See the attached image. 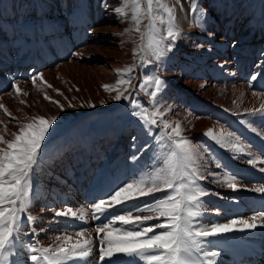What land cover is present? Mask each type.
Wrapping results in <instances>:
<instances>
[{"label": "bare ground", "instance_id": "1", "mask_svg": "<svg viewBox=\"0 0 264 264\" xmlns=\"http://www.w3.org/2000/svg\"><path fill=\"white\" fill-rule=\"evenodd\" d=\"M213 1L198 0L199 7L206 10V18L202 26H196L190 4L187 8L188 0H185L183 9H180L182 12L176 18L182 35L171 53V61L166 68L155 63L154 73L148 74L158 75L166 81V87L157 97L159 108L167 113L165 119L181 122L183 135L210 146L226 166L225 169L217 168L214 158L207 153L205 161L201 162L205 178L200 183L208 193L202 198L204 214L201 219L223 223L231 218H250L264 211V195L243 188L233 192L209 175L217 173L222 179L224 172L230 170L243 177V183L248 188L261 186L264 185V172L259 169L264 164L249 165L244 161L251 157L236 156L205 136L209 128L216 132L221 129L234 131L252 155L264 158V135L261 134L264 133V116L245 112L247 108H259L264 104V66L257 67L264 62V11L249 14L254 5L247 0L245 8L237 7L229 15L232 9L219 7L214 4L216 0ZM6 2L8 4L9 0ZM2 3L3 0H0V9ZM14 3L28 11L25 12L26 21L19 27L10 22L3 21L1 24L0 17V82L3 78L10 86V91L0 96V101L12 96L25 102L35 96L40 100L39 95L47 94L53 101L65 106L66 103L72 104L70 95L85 92V87L99 91L97 88L101 90L107 83L115 84L118 79L114 78L116 70L126 66L139 72L133 75V86H138L143 80V65L137 63L139 56H133L134 47L140 43L139 36L136 39L127 38L117 30L118 26L124 29L127 23L113 11L120 6L121 0H16ZM38 7L45 8L41 19L34 15ZM16 13L18 10L14 9L12 18L18 17ZM112 25H116L115 28ZM43 56L69 57V60L59 65L56 71L47 69L38 72L33 69L34 65H38L35 59ZM90 60L101 61V67L89 68L85 67V63L83 66L80 64ZM36 73L42 74L46 81V84L36 82L40 93H35L34 87L37 86L31 79ZM253 73H259L258 78L250 81ZM13 83L21 89L19 95L12 89ZM62 85L73 89L70 95H65V103L56 93V90L60 92ZM130 91L151 109L149 96L138 87ZM254 92L257 95H253ZM104 95L101 108L111 106L115 109V118H110L111 131L104 136L97 135L94 130L88 131L79 140L61 145L35 170L37 186L29 212L37 220L35 224L25 223L26 234L20 236L17 245L19 256L16 258L23 264H32L27 259L30 255L26 251L27 246H55L56 236L62 235L65 230H91L101 223L91 219L90 204L123 181L138 175L146 165L151 166L157 154L156 142L143 131L141 124L125 129L120 120V115L132 111L129 102L121 112L117 108L119 101L112 98L115 93L105 92ZM42 101L46 107L60 109L44 97ZM91 110L85 109L84 112ZM17 112L8 115L11 122L5 123L7 131L0 133L7 140L12 139L10 133L18 131L19 124L24 123L23 118L28 113ZM160 130L153 128L154 133ZM134 136L137 137L135 141L132 139ZM133 156L138 159L134 161ZM165 194L154 193L142 199L152 200ZM67 207L77 211L81 208L87 210V221L55 217V210ZM33 228L36 230L34 234L30 232ZM92 237L91 255L73 260L70 264H108L107 261L101 262L99 254H96L97 250L99 253L100 243L94 231ZM209 250L219 253L215 258L216 264H264V227L217 237Z\"/></svg>", "mask_w": 264, "mask_h": 264}, {"label": "snow or ice", "instance_id": "2", "mask_svg": "<svg viewBox=\"0 0 264 264\" xmlns=\"http://www.w3.org/2000/svg\"><path fill=\"white\" fill-rule=\"evenodd\" d=\"M189 4L193 24L202 26L206 10L199 7L198 0H189ZM105 7H108L107 4ZM113 11L122 21L130 24L124 34L140 33V43L133 49V56H139L137 63L140 65L161 61L166 54L174 51L182 35L176 23V9L166 0H121L120 6ZM144 20H147V25L141 32ZM261 66H264V62L257 65ZM134 71L135 68L130 66L117 69L116 83L103 85V88L105 92L115 93L112 97L115 101L123 99L129 102L131 115L140 121L143 131L156 142L157 154L151 166L146 165L138 175L123 181L90 204L91 219L101 221L93 229L65 230L62 235L56 236L55 246H27L26 251L30 254L27 259L32 264H70L73 260L89 257L93 250L92 231L100 243L99 259L108 264H216L215 258L219 253L209 250L215 238L264 227V211L250 218H231L223 223L201 219L204 214L202 198L208 194L200 183L205 178L201 162L205 161L207 153L214 158L217 168L225 169L226 166L215 156L210 146L194 142L183 135L181 122L165 119L167 113L159 108L157 97L166 87V81L158 75L146 73L138 86H133ZM258 75L253 73L250 81H255ZM31 79L34 85L37 81L46 84L40 73L33 74ZM134 87L149 96L151 109L130 91ZM12 89L17 95L21 93L16 83L12 84ZM56 91L62 95L59 90ZM253 95L257 94L254 92ZM44 99L57 104L64 111L59 101H53L47 94ZM20 102L24 103L23 100ZM88 106L94 107L92 104ZM68 107L74 105L69 103ZM0 108L4 106L0 105ZM4 111L11 116L6 108ZM245 112L264 116V104L259 108H247ZM25 119L27 122L19 124L18 131L10 133L11 140L0 135V264H23L16 258L19 256L17 245L20 236L26 234L25 223L35 224L37 220L29 212L36 184L35 170L39 167L46 139L58 117L36 115ZM153 128L161 130L154 133ZM253 131L256 129L253 128ZM205 136L236 156L251 157L244 161L249 165L264 164V158L252 155L234 131L221 129L216 132L209 128ZM132 139L135 141L137 137ZM132 159L135 161L138 157L133 156ZM259 171L264 172V167ZM209 175L216 177L233 192L243 188L264 195V185L248 188L243 183V177L230 170L224 172L222 179L217 173ZM160 192L166 194L153 197L152 200L142 199ZM54 215L82 222L88 219V211L84 208L78 211L72 207L58 209ZM153 220L158 222L147 223ZM30 232L34 234L36 230L33 228Z\"/></svg>", "mask_w": 264, "mask_h": 264}, {"label": "rangeland", "instance_id": "3", "mask_svg": "<svg viewBox=\"0 0 264 264\" xmlns=\"http://www.w3.org/2000/svg\"><path fill=\"white\" fill-rule=\"evenodd\" d=\"M215 1V0H214ZM213 1V2H214ZM252 5L251 10L249 14H254V13H262L264 11V0H248ZM247 0H216L214 4L221 6L222 8H227L230 11L229 15H231L233 12H235V9L237 7H242L245 8L248 4ZM16 0H9V3L7 4L6 0H3L2 7L0 9V17H1V24L4 22H10L16 24L17 27L22 26L23 23L26 21L25 20V12L28 11V9H22L21 7L19 8L18 3H14ZM166 2L170 5L173 6L176 9V18H178L179 14L182 12L180 9H183V5L185 3V0H179V3H177V0H166ZM218 3V4H217ZM189 0L186 3V7L188 8ZM238 5V6H237ZM9 7V8H8ZM184 7V9L187 10V8ZM17 9L18 13L15 18H12L13 10ZM45 8L43 7H38L35 8V14L36 16L40 17L44 14ZM39 10V11H38ZM32 13V12H31ZM30 13V14H31ZM33 14V13H32ZM0 24V25H1ZM147 25V20H144L141 24V32L145 29ZM116 25H112V28H115ZM130 24L127 22L125 25V28L121 30V27L118 26L117 30L121 32L124 36L127 38H137L139 36L140 38V33H129V34H124L125 29L129 28ZM142 27L144 29H142ZM13 48V46L11 47ZM5 54V53H4ZM4 55L1 56L3 58ZM69 60V57H49V56H43L41 58L35 59V62L38 65H34L33 69H35L38 72H43L46 71L47 69L56 71L57 67L63 63H66ZM139 60V59H138ZM171 61V53L166 54L164 58H162L161 61H154L152 64L149 65H143L142 67V72L145 74H153L154 68L153 65L155 63H158L162 65L163 68L167 67V64ZM85 63V67H101V61H96V60H90L88 62L81 61V65ZM83 66V65H82ZM32 67V66H31ZM138 71H134L133 75H138ZM118 77L117 75H114V78ZM143 78V76H140ZM58 79V78H57ZM107 85H113L112 83H107ZM37 87H34L35 93H40V91L37 89L38 84H36ZM60 93L65 92L62 95H60V100L62 103L66 102L65 95L68 94L70 95L71 91L73 90L67 85H62L60 86ZM85 92L79 93L78 95H70L69 97L72 98V104L74 107L69 108L68 103H66L64 107V111H61L59 108L58 110H53L51 107L47 106L46 104L42 101L43 96L39 95V99L37 100V96H35L32 99H28V101L22 104L20 99L17 98V96H12V97H7L6 100L2 99L0 101V105H3L4 108H0V133L5 130L7 122H11V120L8 118V114L4 111V109H7L8 113L12 112H17L18 110L21 111L20 113H27V115L23 118V122H27L25 119L31 118L33 116L39 115L43 116L46 118H51V117H58L56 120V123L53 125V129L51 131V134L47 137L46 139V145L43 147L42 151V156L40 158V163L43 160H46L51 154H53L58 148H60L61 145H68L71 144L72 141L74 140H79L82 135L87 134L88 131L94 130L97 135L104 136L106 133H109L112 129L111 126V120L110 118L113 116L115 118V109L113 107H104L101 108L103 105L102 100L104 98V88L102 87L101 90L97 88L99 91H96L92 89L91 87H85ZM10 91V86L7 85L6 80L2 78L0 82V96L6 94L7 92ZM57 93V91H56ZM107 93V92H106ZM30 96V95H29ZM10 98V99H9ZM138 99V97H136ZM4 100V101H3ZM44 104H43V103ZM92 104L94 107H89L88 105ZM127 101L125 100H120L117 103V108L122 112L124 107L126 106ZM115 105V104H113ZM91 108L92 110L85 113V109ZM18 113V112H17ZM120 120L123 122L125 129L131 128L132 126H137L140 123L138 119L134 116L131 115V112L128 114H122L120 115ZM39 163V164H40ZM37 184V181H36ZM34 187V190L36 188V185ZM34 192V191H33ZM33 197V193L31 196V200ZM30 200V202H31ZM95 253V251H94ZM98 253V250L96 252ZM250 260V259H249ZM231 264H236L232 262Z\"/></svg>", "mask_w": 264, "mask_h": 264}]
</instances>
